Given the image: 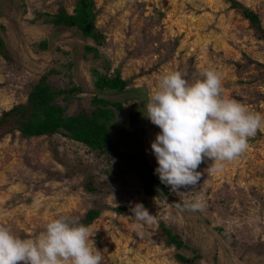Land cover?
<instances>
[{"label":"rangeland","instance_id":"1","mask_svg":"<svg viewBox=\"0 0 264 264\" xmlns=\"http://www.w3.org/2000/svg\"><path fill=\"white\" fill-rule=\"evenodd\" d=\"M76 1L0 0V31L12 58L0 54V114L25 101L30 84L47 74L55 84L83 88L72 101L59 100L68 114L90 109L97 94L121 99L110 128L121 152L140 156L122 155L108 163L60 133H5L0 137V225L21 239L35 238L52 219L81 218L93 206L108 205L87 226L102 264H185L176 254L192 258L193 249L200 255L193 264H264V132L250 137L247 150L225 161L220 171L208 170L214 161L205 157L197 169L202 174L198 184L180 189L183 201L161 182L151 181L146 188L138 174L146 164L158 167L151 143L161 130L146 117L145 105L166 72L179 71L193 82L213 69L226 96L264 115V69L255 63L238 66L248 59L264 64V39L229 0H94L101 44L39 16L61 7L71 13ZM239 1L264 26V0ZM43 40L45 48L39 44ZM86 43L99 49L98 57L85 54ZM93 67H110V73L120 68L130 81L128 91L100 92ZM93 181L98 193L86 189ZM193 200L202 203V211L182 210ZM135 203L154 215L151 225L130 218ZM162 225L179 233L191 249L168 244Z\"/></svg>","mask_w":264,"mask_h":264},{"label":"clouds","instance_id":"2","mask_svg":"<svg viewBox=\"0 0 264 264\" xmlns=\"http://www.w3.org/2000/svg\"><path fill=\"white\" fill-rule=\"evenodd\" d=\"M145 107L146 117L161 130L151 143L158 164L155 174L181 201L185 193L180 189L201 180L197 169L205 157L214 161L208 170L220 171L225 161L247 150L250 137L264 132V115L226 96L222 79L213 69L203 70L193 82L179 71L162 74ZM184 209L202 211L203 205L193 200ZM130 211L137 224L154 222L142 203H135ZM92 236L78 218L52 219L35 238L25 239L0 225V264H102L103 255Z\"/></svg>","mask_w":264,"mask_h":264},{"label":"trees","instance_id":"3","mask_svg":"<svg viewBox=\"0 0 264 264\" xmlns=\"http://www.w3.org/2000/svg\"><path fill=\"white\" fill-rule=\"evenodd\" d=\"M230 6L236 8L250 23V26L264 39V26L260 16L250 7L239 0H229ZM45 23H51L56 27H62L74 31L83 39H93L98 44L104 42L102 31L95 25L94 0H77L74 11L69 13L61 7L55 14L39 13ZM46 40L39 44L41 48L46 47ZM85 54L93 53L98 57L99 49L89 43L85 44ZM173 50V48H172ZM171 50V51H172ZM170 51V52H171ZM0 54L7 60H11L9 48L0 31ZM255 63L259 68L264 69V64L248 59L245 63H238L239 67H248ZM110 67L102 71L99 68H92L94 84L100 92L109 94H123L128 91L130 81L122 77L120 68L110 73ZM193 77L197 71L191 67ZM264 76V70L262 71ZM83 90L81 86L67 84H55L50 81L47 74L34 80L28 90L25 101L14 104L11 108L2 111L0 114V137L5 133L19 131L24 137L30 136H51L60 133L71 140L83 144L95 155L103 157L108 163L115 162L122 155L136 159L139 153H124L119 150L114 139L110 125L115 117V109L122 107L121 99H110L107 96L95 95L91 99V108H82L73 114H68L66 107L59 103V100L70 102ZM146 164V163H145ZM139 165V163H137ZM148 167V170L145 168ZM122 168V167H121ZM140 180L146 188H149L151 181H158L155 168L149 165L139 169ZM86 189L98 193L99 189L93 182L86 184ZM146 203V201H143ZM108 205L91 207L81 218L80 223L88 226L91 224ZM121 211L122 207L113 208ZM162 232L168 244L174 245L177 249H191L189 243L182 239L181 235L172 230L168 225H162ZM192 258L182 253L176 257L185 264H193L200 256L197 249H193Z\"/></svg>","mask_w":264,"mask_h":264}]
</instances>
